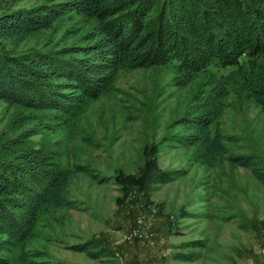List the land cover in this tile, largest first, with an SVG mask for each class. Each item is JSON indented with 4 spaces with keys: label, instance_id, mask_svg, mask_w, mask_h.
I'll return each instance as SVG.
<instances>
[{
    "label": "rangeland",
    "instance_id": "rangeland-1",
    "mask_svg": "<svg viewBox=\"0 0 264 264\" xmlns=\"http://www.w3.org/2000/svg\"><path fill=\"white\" fill-rule=\"evenodd\" d=\"M49 1L57 0H0V12ZM94 23L63 14L17 49L81 45ZM246 61L231 80L223 75L233 66L208 65L182 85L169 63L117 67L106 89L71 114L0 99V137L29 130L23 139L49 149L66 172L62 193L71 201L57 206L47 198L27 235L1 251L5 264H264V180L225 156L204 163L190 145L162 139L186 131L174 121L186 112L194 115L209 95L211 124L224 135L227 151L250 156L264 174V107L248 91L264 86V56L253 69ZM151 143L157 144V166L169 178L146 193L135 187L141 193L133 191L127 200L118 175L136 173ZM89 237L111 254L94 259L70 248Z\"/></svg>",
    "mask_w": 264,
    "mask_h": 264
},
{
    "label": "trees",
    "instance_id": "trees-1",
    "mask_svg": "<svg viewBox=\"0 0 264 264\" xmlns=\"http://www.w3.org/2000/svg\"><path fill=\"white\" fill-rule=\"evenodd\" d=\"M70 12L95 20L83 44L53 50L17 49L27 36L50 28ZM260 55L264 56V0L49 1L0 12V99L71 114L85 98L106 89L117 67L169 63L176 68V83L182 85L208 65L233 66L223 75L231 80L241 74L243 58L253 69ZM248 91L264 107V86L252 85ZM198 109L174 121L186 125V131L170 132L162 139L190 145L194 158L204 163L225 156L250 167L256 178L264 180L250 156L227 151L224 135L211 124L209 95ZM28 131L0 137V264L6 263L1 251L27 235L35 212L47 198L57 206L71 203L62 193L66 172L56 167L49 149L23 139ZM156 150L157 144L151 143L143 150L136 173L118 175L127 200L133 191L146 193L151 184L169 178V172L156 164ZM70 248L94 259L111 254L110 247L94 237ZM29 264L57 263L30 260Z\"/></svg>",
    "mask_w": 264,
    "mask_h": 264
},
{
    "label": "built area",
    "instance_id": "built-area-1",
    "mask_svg": "<svg viewBox=\"0 0 264 264\" xmlns=\"http://www.w3.org/2000/svg\"><path fill=\"white\" fill-rule=\"evenodd\" d=\"M136 230H137L136 227H133L132 228V233L135 234L136 233Z\"/></svg>",
    "mask_w": 264,
    "mask_h": 264
}]
</instances>
